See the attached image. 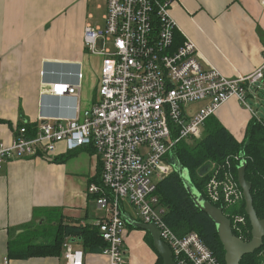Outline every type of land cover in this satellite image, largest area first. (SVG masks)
Instances as JSON below:
<instances>
[{"label": "built area", "instance_id": "obj_1", "mask_svg": "<svg viewBox=\"0 0 264 264\" xmlns=\"http://www.w3.org/2000/svg\"><path fill=\"white\" fill-rule=\"evenodd\" d=\"M174 2L107 0L105 29L85 28L87 53L102 59L91 109L82 111L78 105L71 119L40 117L34 133L24 126L10 144L0 143V171L13 159L53 161L60 145L65 153L87 149L98 155L100 174L90 183L88 195L102 214L94 226L106 244L101 254L108 264H129L125 245L129 210L137 211L141 223L158 227L176 264H221L196 233L180 238L166 224L158 183L176 172L169 162L175 147L201 140L206 122L223 104L236 99L252 111L247 99L256 86L264 85V64L251 75L223 76L193 42L178 43V34L182 35L172 17ZM101 38L104 48L98 50ZM82 79L79 73L77 84L49 85L42 96L79 99ZM195 105L199 108L193 111ZM225 161L213 168L206 193L209 202L228 213L233 230L242 234L246 219L231 210L244 198L234 173L244 156ZM63 249L67 264H86L84 251L70 240ZM9 263L5 258L3 264Z\"/></svg>", "mask_w": 264, "mask_h": 264}, {"label": "crops", "instance_id": "obj_2", "mask_svg": "<svg viewBox=\"0 0 264 264\" xmlns=\"http://www.w3.org/2000/svg\"><path fill=\"white\" fill-rule=\"evenodd\" d=\"M98 1L0 0V143L10 144L20 125H36L40 117L71 119L78 105L82 111L91 109L95 100L88 101L86 92L95 85L98 89L102 59L87 53L84 36L90 13L102 8ZM172 14L183 39L193 42L226 78L251 75L263 66L264 0H175ZM79 73V99L42 96L49 85L79 83ZM258 87L249 99L257 101L264 85ZM250 107L252 111L231 99L214 117L243 142L250 122L261 119ZM100 167L93 150L65 153L64 145L53 161L31 157L8 162L0 171V264L5 258L9 264H67L64 249L55 256L21 259L10 257V248L20 250L18 239L49 221L54 230L58 222L95 225L102 214L88 187L98 180ZM129 213L126 261L157 264L147 232L133 225L140 222L138 214ZM46 239L39 236L24 244H49ZM84 253L86 264L109 263L101 251Z\"/></svg>", "mask_w": 264, "mask_h": 264}, {"label": "trees", "instance_id": "obj_3", "mask_svg": "<svg viewBox=\"0 0 264 264\" xmlns=\"http://www.w3.org/2000/svg\"><path fill=\"white\" fill-rule=\"evenodd\" d=\"M262 38H264L263 35ZM177 41L179 44L184 42L180 34H178ZM24 126H27L28 131L32 133L37 128L34 124H22L19 128ZM203 134L201 140L182 141L174 149V157L177 164L181 169L189 172L191 186L209 201L206 193V184L211 179V174L201 175L200 170H205L212 163L216 164L217 167L223 165L226 163L225 160L227 158L242 153L244 160L247 162L246 180L252 184L251 193L254 208L258 218L264 220V119H254L250 122L243 142H238L215 117L210 118L206 122ZM234 173L238 181L237 164L234 168ZM157 195L161 205L166 209L164 219L170 229L180 238L190 233H196L206 247L218 258L220 263L225 264V252L217 227L212 219L195 205L181 175L174 172L161 180L158 183ZM212 204L216 207H221L217 203ZM231 213L244 216L246 219V225L242 228L243 233L233 230L234 235L245 242H250L252 240V227L246 214L244 198L239 206H235L231 210ZM224 214L229 217L226 211H224ZM49 224H52L51 221H49ZM45 225L46 223L39 224L34 232L28 231L26 233L28 234L27 237L24 235L22 239H18L17 243L24 244L26 239H38L39 236H43L46 239L48 232L42 229ZM245 233L247 238H245ZM52 235L55 236V239H52L49 244H32L27 241L24 244L25 247L21 244V249L23 247L24 251L10 248V257L29 259L32 257L59 255L68 239L79 243L84 252H100L106 246L99 228L94 225H83L82 223L66 225L63 222H58ZM46 241L48 242V240ZM146 242L157 253L149 233H147ZM263 251L264 246L254 254L245 256L240 264H264ZM157 264H164L159 254Z\"/></svg>", "mask_w": 264, "mask_h": 264}, {"label": "water", "instance_id": "obj_4", "mask_svg": "<svg viewBox=\"0 0 264 264\" xmlns=\"http://www.w3.org/2000/svg\"><path fill=\"white\" fill-rule=\"evenodd\" d=\"M246 169L247 162L244 160L238 168V182L243 191V197L246 203V214L252 227V240L250 242H245L235 236L231 219L224 214L223 210L206 200L202 194L198 193L191 186V182L187 183L183 179L195 205L202 212L206 213L217 227V232L225 252V264H240L245 256L254 254L264 246V220L258 218L254 208L251 193L252 184L246 180ZM176 172L182 177V169L180 166L176 167ZM133 225L151 235L154 248L163 259L164 264H176L170 247L161 239L160 230L155 224L135 222Z\"/></svg>", "mask_w": 264, "mask_h": 264}, {"label": "rangeland", "instance_id": "obj_5", "mask_svg": "<svg viewBox=\"0 0 264 264\" xmlns=\"http://www.w3.org/2000/svg\"><path fill=\"white\" fill-rule=\"evenodd\" d=\"M98 4L101 5V9L99 8H95L90 14L93 15V18L92 19H88V23H89V26H92L94 28H97V27H100L102 29H105V22H104V16L105 14L107 13V2L106 0H99L98 1ZM173 16V14H172ZM175 19V18H174ZM176 22V21H175ZM87 25V24H86ZM97 48L98 50H102L104 48V38H101L98 40L97 42ZM92 56V55H91ZM94 58H97V59H100L96 56H92ZM97 68H96V65L93 64V79L95 81V78L97 79ZM258 87V86H257ZM259 88V87H258ZM256 89V87L254 88ZM255 91V90H254ZM86 97L89 101L90 99V102L92 103L93 100H96V97H97V85H95L94 87H91L90 89L87 90L86 92ZM257 101H253L251 98L247 99V102L248 104H250L252 106V108L257 111L259 117L261 119H264V90H261L260 91V94H259V97L256 99ZM199 108V105H195V106H191V109L193 111H195L196 109ZM169 162L170 164L173 166V169L175 167H179V165L177 164V161L175 160V157L174 155H172V159H169ZM238 167L240 166L239 163H237ZM216 166V164H209V166H207V168L205 170H200V173L201 175L202 174H206V175H209L212 173V171L214 170L213 168ZM182 177L183 179L187 182V183H190V177H189V172L187 170H184L182 169ZM134 212L137 214V211L134 210ZM43 221V219L40 221V223ZM45 232H48V238H49V235L51 236V234L54 232V230L51 228L50 225L46 224L45 226H43L42 228ZM245 235V238L246 237V233L244 234ZM46 240H49L51 241L52 239H46ZM264 253V251H263Z\"/></svg>", "mask_w": 264, "mask_h": 264}]
</instances>
